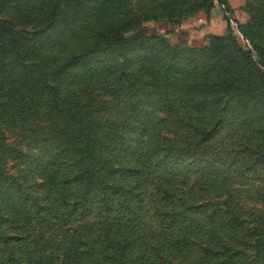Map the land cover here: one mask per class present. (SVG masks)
<instances>
[{
	"label": "rangeland",
	"instance_id": "374dc122",
	"mask_svg": "<svg viewBox=\"0 0 264 264\" xmlns=\"http://www.w3.org/2000/svg\"><path fill=\"white\" fill-rule=\"evenodd\" d=\"M0 264H264V0H0Z\"/></svg>",
	"mask_w": 264,
	"mask_h": 264
}]
</instances>
